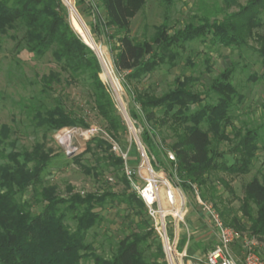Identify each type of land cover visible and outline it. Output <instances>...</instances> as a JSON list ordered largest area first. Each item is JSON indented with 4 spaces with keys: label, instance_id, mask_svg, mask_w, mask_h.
Here are the masks:
<instances>
[{
    "label": "rangeland",
    "instance_id": "rangeland-1",
    "mask_svg": "<svg viewBox=\"0 0 264 264\" xmlns=\"http://www.w3.org/2000/svg\"><path fill=\"white\" fill-rule=\"evenodd\" d=\"M69 1L79 13L95 41L91 10L78 0ZM88 1L103 20L105 10L100 1ZM234 1L230 8H226V0H172L170 6L163 0H147L145 7L132 21L131 35L143 41L153 37L157 28L165 22L172 35L188 25L200 26L205 18L211 21H222L227 15L238 13L251 0ZM66 7L71 21L72 11L69 6L66 5ZM260 21L261 26L253 29V35L242 46L225 47L215 44L211 36L198 38L173 47L172 58L168 57L165 63L153 72L142 76L138 81L130 82L127 81L125 73L116 70L117 51L113 50L115 43L113 41L109 43L106 35H103V41H95L96 44L103 45V53L111 62L123 89V92L116 91V89L119 90L118 86L115 88L112 78L105 71L102 59L93 49L101 65L99 78L110 93L125 123V131L119 133L111 131L107 123L98 115L91 93V81L85 75L70 77L61 70L51 53L41 57L28 52L23 42L22 32L9 31L0 36L2 43L0 51V165L8 164L6 157L11 154L31 153L37 146H41L45 153L51 152L53 156L42 174L43 188L54 187L62 198H68L71 194L82 196L111 194L96 209L100 220L88 232L86 244L91 249L90 253L82 258L80 264H94L92 253L111 259L118 249V243L126 236L138 232L143 222H148L152 227L145 205L141 206L138 195L124 181L122 168L117 166L113 160V157H120L122 151L128 153V165L131 168H136L140 162V131L127 114V107H133L134 104L126 88L146 90L160 97L173 90L178 79L184 81L190 78L192 91L206 94L204 105H212L217 103L219 96L211 92V87L219 76L228 71L230 75L228 74L229 77L227 76L228 79L225 82L235 88L236 95L229 111L230 125L225 131L227 140L214 138L213 133L210 134L212 154L218 155L217 161L220 163L233 164L240 159V155L235 151L240 140L253 132L257 134L255 141L257 151L248 174L230 175L223 171H212L208 174V184L205 187H199L197 184L193 187L198 190L204 202L217 210L226 225L232 218H238L244 228L240 231L260 240L263 244L262 253L264 255V240L254 233L250 220L243 215L244 186L254 177L261 178L264 175V56L259 51L261 45L257 40L260 36L264 37V12L260 15ZM106 32L111 33L110 30ZM83 42L87 43L84 40ZM58 108L65 111L72 120L83 121L86 126L78 124L80 128L103 129L109 135L110 143L103 140L107 142V145L97 146L96 142L82 141L77 153L67 155L58 135L61 130L73 127L53 130L40 123L37 117V115L41 118L47 117L48 111ZM198 109L199 106L190 107L191 112ZM154 112L157 119L160 118V113L156 110ZM139 113L141 120L152 132L162 169L174 179L175 162L168 156L169 153H173L170 147L176 141L171 127L174 122L170 121L166 126H160V121H147L145 114L140 111ZM73 139L67 138L63 143L66 144ZM111 143L117 146V151L112 150ZM110 178L114 180L111 182ZM183 195L186 207L179 222L176 249L174 250L177 239L176 217L165 204V209L169 211L166 219L169 240L168 242L162 240L156 232L148 240L145 256L149 264H176L174 255L172 256L171 253L180 256L182 264H204L207 252L214 244L216 245V231L211 227L206 242L199 244L198 254L190 253L184 248L183 237L186 235L184 223L187 208L199 209L208 219L206 224H211V222L200 207L193 206L194 188L193 195H186L184 192ZM130 196L136 197L132 199V204L127 203ZM177 198L178 212L181 209V198L178 196ZM20 200L27 202L35 215L42 212L45 207V203L35 195L33 187L29 188ZM249 206L252 215H256V206L252 203ZM66 224L73 230L75 229L77 224L72 219V214L68 215ZM235 252L239 253L240 248H235Z\"/></svg>",
    "mask_w": 264,
    "mask_h": 264
},
{
    "label": "trees",
    "instance_id": "trees-1",
    "mask_svg": "<svg viewBox=\"0 0 264 264\" xmlns=\"http://www.w3.org/2000/svg\"><path fill=\"white\" fill-rule=\"evenodd\" d=\"M78 1L86 4L92 12L95 41H103V35H106L109 43H115V67L117 72L125 73L128 82L138 81L165 63L168 57L172 58L173 47L198 38L211 36L213 43L225 47L244 45L253 35V29L261 26L260 15L264 12V0H251L238 13L227 15L222 21L205 18L200 26L188 25L172 35L165 22L157 28L153 37L140 41L131 35V25L147 0H99L106 13L103 20L88 0ZM163 1L168 6L172 4V0ZM234 2L226 0V8H230ZM9 31L22 32L28 52L41 57L51 53L61 70L70 77L85 75L91 81V93L98 115L111 131H125V123L99 78L101 65L98 57L73 29L69 11L62 0H0V36ZM257 40L261 45L259 51L264 56V37L260 36ZM228 74L229 71L213 83L211 92L219 98L212 105H204L206 94L192 91L190 78L184 81L178 79L176 87L160 97L146 90L125 87L134 104L130 106L131 119L142 125L141 142L156 168H163L161 160L152 132L141 120L139 111L145 114L147 121H160V126L174 122L171 127L176 141L170 147L176 156L173 180L186 195H193L194 184L205 187L208 174L212 171H223L230 175L248 174L255 157L257 134L254 132L240 140L235 149L240 159L233 164L220 163L217 161L218 155L212 154L210 134L213 133L214 138L227 140L225 131L230 125L229 111L236 95L235 88L225 82ZM191 106H199V109L191 112ZM155 110L160 113L158 119ZM37 117L40 123L53 130L78 127V124L86 126L83 121L72 120L60 108L48 111L47 117ZM91 142H96L97 146L107 145L101 139L86 143ZM52 157L51 152L45 153L41 146H37L31 153L7 156L9 163L0 165V264H80L82 258L90 253L86 239L88 232L100 220L96 209L111 194H71L68 198H62L54 187L43 188L42 174ZM113 160L123 168L121 156L113 157ZM123 179L129 186L125 176ZM31 187L45 203L43 211L36 215L27 202L20 200ZM133 198L136 199L130 196L127 203L132 204ZM244 198L243 215L250 220L254 233L264 240V175L254 177L244 186ZM139 202L143 207L144 203ZM250 203L256 206V215H252ZM69 214L77 224L74 230L66 224ZM227 225L237 230L244 229L238 218H232ZM154 235L153 227L145 221L138 232L118 243V249L111 259L93 253L91 257L94 264H149L145 255L148 240ZM173 255L175 263L178 264L179 260L182 264L181 257L175 253Z\"/></svg>",
    "mask_w": 264,
    "mask_h": 264
},
{
    "label": "built area",
    "instance_id": "built-area-1",
    "mask_svg": "<svg viewBox=\"0 0 264 264\" xmlns=\"http://www.w3.org/2000/svg\"><path fill=\"white\" fill-rule=\"evenodd\" d=\"M72 139L66 144V139ZM96 138L110 143L109 135L98 128H66L60 131L58 139L64 144V150L67 155L77 153L80 148V142L90 141ZM112 145V150L117 151V146ZM140 162L136 168L128 165V153L121 151V158L124 160L122 168L123 175L126 177L132 190L138 195L144 203L148 218L154 231L168 242L167 217L169 211L165 209V204L174 213L175 221L179 218L177 184L173 178L162 168H156L153 165L152 158L148 150L139 142ZM169 158L176 162L174 153L168 154ZM111 182L113 178L109 179ZM179 187V186H178ZM194 188L196 204L208 216L211 224L218 232V243L211 249L205 259L204 264H264V255L262 253L263 244L254 236H248L246 233L237 230L234 227L226 225L216 209L210 204L204 202L199 196L198 190ZM182 216L180 217V221ZM240 248V252H235V248Z\"/></svg>",
    "mask_w": 264,
    "mask_h": 264
},
{
    "label": "crops",
    "instance_id": "crops-1",
    "mask_svg": "<svg viewBox=\"0 0 264 264\" xmlns=\"http://www.w3.org/2000/svg\"><path fill=\"white\" fill-rule=\"evenodd\" d=\"M196 205H197L196 200H194L193 206L195 208H199V207H196ZM185 217H186V220L184 223V227L186 229V232H185L186 235L184 234L185 237H183L184 238V245H185V247L184 246L183 247L186 248L187 251H190V253L192 252V253L198 254L199 253V251H198L199 250V244L206 242L207 236H209V231L211 230V227L216 231V238H217L216 244L218 243V232H217V230L215 229V227L212 224H210V223L206 224V221L208 219H206L207 217L204 214H202L199 211V209L193 210V209H191V207H190V209L187 208L186 213H185ZM214 246H215V244H214ZM214 246H212L211 249H213ZM194 248L197 249L196 252H195L196 249H194Z\"/></svg>",
    "mask_w": 264,
    "mask_h": 264
},
{
    "label": "bare ground",
    "instance_id": "bare-ground-1",
    "mask_svg": "<svg viewBox=\"0 0 264 264\" xmlns=\"http://www.w3.org/2000/svg\"><path fill=\"white\" fill-rule=\"evenodd\" d=\"M65 5L69 6L70 10L72 11V24L76 30V32L79 34V36L86 41L93 49L98 53L99 57L102 59V64L105 68V71L107 74L112 78L111 71L109 69V65H111V62L109 61L108 57L106 54L103 53L102 46L99 44H96L95 41L93 40L90 31L88 30L87 26L83 22L82 18L80 17L79 13L71 6V2L69 0H62ZM112 66V65H111ZM113 68V67H112ZM114 83V86L116 88L117 84L114 82L113 78L111 79ZM119 92L120 90H117ZM178 214V212H177ZM170 249V247H168ZM173 256V253H171Z\"/></svg>",
    "mask_w": 264,
    "mask_h": 264
},
{
    "label": "water",
    "instance_id": "water-1",
    "mask_svg": "<svg viewBox=\"0 0 264 264\" xmlns=\"http://www.w3.org/2000/svg\"><path fill=\"white\" fill-rule=\"evenodd\" d=\"M63 2V1H62ZM63 4H64V2H63ZM65 5V4H64ZM66 6V5H65ZM71 22V21H70ZM72 25V24H71ZM73 27V26H72ZM74 29V28H73ZM75 30V29H74ZM76 31V30H75ZM88 47H90L87 43H85ZM102 47H103V45H101ZM92 50H93V48L92 47H90ZM94 51V50H93ZM109 65V69H110V71H111V75H112V78H113V80H114V82L117 84V86H118V88H119V90H120V92H123V89H122V87H121V85H120V83H119V80L117 79V76H116V74H115V72H114V70H113V68H112V66L110 65V64H108ZM127 114H128V116L130 117V119H131V116H130V107L128 106L127 107ZM132 120V119H131ZM133 123L135 124V125H137L138 126V128H139V131H140V133H139V139L141 140V129H142V125H140L139 123H137V122H135V121H133ZM177 188V191H178V193H179V195H180V198H181V209H180V214H179V218H177L176 219V221H175V229H176V237H177V239H176V241H175V244H174V250L176 249V246H177V243H178V235H179V222H180V217L183 215V213H184V211H185V207H186V200H185V197H184V195H183V191L180 189V187H176ZM178 264H180L179 263V261H178Z\"/></svg>",
    "mask_w": 264,
    "mask_h": 264
}]
</instances>
